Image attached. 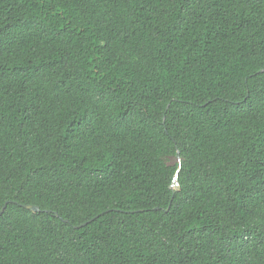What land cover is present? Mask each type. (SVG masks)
<instances>
[{"label": "trees", "instance_id": "1", "mask_svg": "<svg viewBox=\"0 0 264 264\" xmlns=\"http://www.w3.org/2000/svg\"><path fill=\"white\" fill-rule=\"evenodd\" d=\"M5 203L0 264H264V0H0Z\"/></svg>", "mask_w": 264, "mask_h": 264}, {"label": "water", "instance_id": "2", "mask_svg": "<svg viewBox=\"0 0 264 264\" xmlns=\"http://www.w3.org/2000/svg\"><path fill=\"white\" fill-rule=\"evenodd\" d=\"M177 157H178V155H177ZM170 188L172 189V190H179V184H178V181H177V179H176V175H175V179H174V181L172 182V184L170 185ZM6 204L7 203H5L4 205H3V207L0 209V214L3 212V210H4V208L6 207ZM21 207H23V208H25V209H27V210H30L31 212H39L40 211V209H39V207L38 206H36V205H32V204H19ZM47 212H49V211H47ZM65 222L67 221V220H64ZM87 222H84V223H82V224H80V225H77V226H75L76 228H78V227H81V226H83V225H85Z\"/></svg>", "mask_w": 264, "mask_h": 264}, {"label": "rangeland", "instance_id": "3", "mask_svg": "<svg viewBox=\"0 0 264 264\" xmlns=\"http://www.w3.org/2000/svg\"><path fill=\"white\" fill-rule=\"evenodd\" d=\"M173 160H175L174 158H169L168 162H172Z\"/></svg>", "mask_w": 264, "mask_h": 264}]
</instances>
